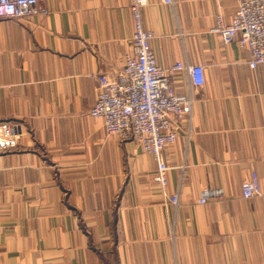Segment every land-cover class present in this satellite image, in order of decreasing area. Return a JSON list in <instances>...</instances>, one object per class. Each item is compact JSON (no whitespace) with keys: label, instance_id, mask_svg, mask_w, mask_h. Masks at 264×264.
I'll return each mask as SVG.
<instances>
[{"label":"crops","instance_id":"1","mask_svg":"<svg viewBox=\"0 0 264 264\" xmlns=\"http://www.w3.org/2000/svg\"><path fill=\"white\" fill-rule=\"evenodd\" d=\"M129 5L39 0L47 14L0 16V122L22 135L0 153V264H264V195L242 192L251 172L264 178V64L251 69L250 51L217 30L237 0L143 11L162 67L204 69L199 87L184 71L174 81L194 103L164 151L165 187L152 155L90 115L93 75L116 74L133 51Z\"/></svg>","mask_w":264,"mask_h":264},{"label":"built area","instance_id":"2","mask_svg":"<svg viewBox=\"0 0 264 264\" xmlns=\"http://www.w3.org/2000/svg\"><path fill=\"white\" fill-rule=\"evenodd\" d=\"M172 3V0H164ZM149 0H131L133 17V51L124 56L122 68L116 74L97 73L96 103L90 111L92 117L102 118L106 134L122 140H133L142 150L152 155L157 163L155 183L167 184L169 166L164 151L177 142L181 132L179 123L188 116L191 120L194 99L177 94L174 81L184 71L195 87L204 84L202 65L178 62L165 69L152 48L154 32L144 26L143 10ZM48 9L39 6V0H0V16L20 18ZM217 30L225 44L237 43L250 51L248 65L256 69L264 64V0H238L235 15L226 24L223 15L217 16ZM187 142L193 138L192 126L185 131ZM21 134L15 126L0 123V152L16 148ZM184 169V166H180ZM245 198L264 195V178L253 171L242 183ZM207 195L200 200L204 203ZM179 203V195L171 197Z\"/></svg>","mask_w":264,"mask_h":264},{"label":"rangeland","instance_id":"3","mask_svg":"<svg viewBox=\"0 0 264 264\" xmlns=\"http://www.w3.org/2000/svg\"><path fill=\"white\" fill-rule=\"evenodd\" d=\"M130 2H131V0H130ZM149 4V3H148ZM130 6V5H129ZM237 6H238V0H237ZM147 7V6H146ZM145 7V8H146ZM144 8V9H145ZM237 9V8H236ZM130 11H131V9H130ZM144 11V10H143ZM131 14H132V12H131ZM132 20H133V17H132ZM96 103V102H95ZM93 108V107H92ZM91 108V109H92ZM91 109H90V111H91ZM91 115V114H90ZM1 123V122H0ZM8 124H10V122H7ZM11 125V124H10ZM13 126V125H12ZM18 134H21V133H19L18 132ZM21 145H22V135H21V138H20V144L16 147V148H13V149H10V150H7V151H3V152H11V151H18V150H20V148H21ZM1 153V152H0Z\"/></svg>","mask_w":264,"mask_h":264}]
</instances>
